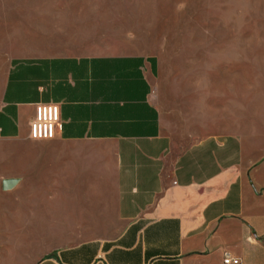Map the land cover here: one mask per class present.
<instances>
[{"label": "crops", "instance_id": "crops-1", "mask_svg": "<svg viewBox=\"0 0 264 264\" xmlns=\"http://www.w3.org/2000/svg\"><path fill=\"white\" fill-rule=\"evenodd\" d=\"M160 71V58L142 53L11 62L0 137L45 144L46 176L38 195L0 196V264L15 235L34 232L111 236L55 247L33 264H226V252L238 264H264V127L257 129L254 68L242 84L189 68L185 74L199 77L184 78L182 133L176 113L164 109ZM41 103L60 109L51 139L29 136ZM41 202L48 212L40 229L33 209Z\"/></svg>", "mask_w": 264, "mask_h": 264}, {"label": "rangeland", "instance_id": "rangeland-1", "mask_svg": "<svg viewBox=\"0 0 264 264\" xmlns=\"http://www.w3.org/2000/svg\"><path fill=\"white\" fill-rule=\"evenodd\" d=\"M62 53L159 57L164 109L176 113L181 133L184 78L199 77L196 70L185 74L189 68L240 84L248 80L243 72L254 68L257 129L264 127V0H0V102L14 59ZM211 67L221 74L206 73ZM46 147L0 137V176L14 183L9 190L0 182V196L41 193ZM47 206L41 202L33 209L40 229ZM93 236L111 235L17 234L7 245V264H33L55 247Z\"/></svg>", "mask_w": 264, "mask_h": 264}, {"label": "built area", "instance_id": "built-area-1", "mask_svg": "<svg viewBox=\"0 0 264 264\" xmlns=\"http://www.w3.org/2000/svg\"><path fill=\"white\" fill-rule=\"evenodd\" d=\"M61 125L60 109L56 103H41L36 108V114L30 121L29 136L33 139H51L57 134ZM239 258L226 252L224 262L226 264H238Z\"/></svg>", "mask_w": 264, "mask_h": 264}]
</instances>
